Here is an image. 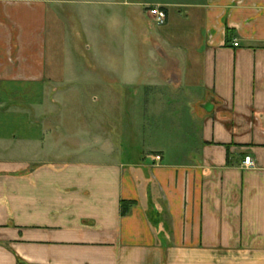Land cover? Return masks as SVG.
Listing matches in <instances>:
<instances>
[{
	"label": "crops",
	"instance_id": "0c3cea01",
	"mask_svg": "<svg viewBox=\"0 0 264 264\" xmlns=\"http://www.w3.org/2000/svg\"><path fill=\"white\" fill-rule=\"evenodd\" d=\"M0 264H264V0H0Z\"/></svg>",
	"mask_w": 264,
	"mask_h": 264
},
{
	"label": "rangeland",
	"instance_id": "374dc122",
	"mask_svg": "<svg viewBox=\"0 0 264 264\" xmlns=\"http://www.w3.org/2000/svg\"><path fill=\"white\" fill-rule=\"evenodd\" d=\"M63 8H64L63 10L64 22L67 27L66 28L67 33L65 35V42L69 44L77 45L78 47L77 51L80 54V57H88V58L90 57L91 58V57H94V55L95 57L98 56L94 52H93L94 54L93 55L91 51H88L86 49V45L88 44V41L86 39L85 34H83V27H82V21H81L82 18L80 19L73 18L72 16L73 13H72L70 4H65ZM73 28H77L79 32L76 31L73 33L72 32ZM82 84L83 83L77 84L79 85L78 89H81V90L85 89V86H83ZM49 86H50L49 90H51L55 94L46 98L45 103H47L48 107H46L45 113H47L46 114L47 116L49 115L50 117L58 118V121H62L63 119L66 122L69 121L70 123L72 118L73 117L76 118L78 115L79 116L78 121L80 122L79 123L80 125H86V120H93V119H97V120L101 119V121L103 122V115H101L100 113H97L96 107L89 108L85 105L80 104L78 105V107L76 106L74 108L73 103L75 101V98H72V95H71L72 85L70 83L57 84L56 82H54L52 84L49 83ZM58 90L60 94L62 95V97L58 96L57 94L59 93ZM110 116L112 119V123H114L115 125H111V129H109L108 127L104 131L102 129H97L96 134H99V135H102L103 133L110 134L111 139L115 141V138H118V136L122 134L121 127L124 125H117L120 122L119 115L115 113H111ZM124 117L125 116H123L122 118L124 119ZM129 117H130L129 115L126 116V119L127 118L129 119ZM151 154L153 153H150V155ZM151 156H154V155H151Z\"/></svg>",
	"mask_w": 264,
	"mask_h": 264
},
{
	"label": "built area",
	"instance_id": "2783aa9c",
	"mask_svg": "<svg viewBox=\"0 0 264 264\" xmlns=\"http://www.w3.org/2000/svg\"><path fill=\"white\" fill-rule=\"evenodd\" d=\"M150 14L154 17L155 21L157 24H164L167 20V11L160 7V6H154V7H150L149 9ZM234 45H238V42H235ZM154 160H161V156L160 155H155ZM244 164L247 166H252L253 165V161L251 156H246L244 159Z\"/></svg>",
	"mask_w": 264,
	"mask_h": 264
},
{
	"label": "trees",
	"instance_id": "16d2710c",
	"mask_svg": "<svg viewBox=\"0 0 264 264\" xmlns=\"http://www.w3.org/2000/svg\"><path fill=\"white\" fill-rule=\"evenodd\" d=\"M132 202H126V201H123L122 202V212L125 214L127 213L128 209H129V206Z\"/></svg>",
	"mask_w": 264,
	"mask_h": 264
}]
</instances>
